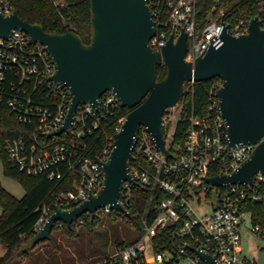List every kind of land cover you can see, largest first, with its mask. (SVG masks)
Segmentation results:
<instances>
[{"label": "built area", "instance_id": "2783aa9c", "mask_svg": "<svg viewBox=\"0 0 264 264\" xmlns=\"http://www.w3.org/2000/svg\"><path fill=\"white\" fill-rule=\"evenodd\" d=\"M221 1H214L207 24L199 29L198 0H148L157 28L150 46L162 53L173 31L177 39L185 29L188 36L186 60L195 62L211 47L223 45L225 24L229 25L232 36L248 34L252 19L227 21L219 8ZM0 9L4 15L16 10L13 0H0ZM257 17L264 29V5ZM55 72L46 47L32 44L24 31L14 30L8 38L0 36V120L7 108L24 127L21 136L5 141V161L27 176H44L58 185L68 183L71 188L57 195L55 208L71 210L104 186L101 162L109 159L114 138L95 158L88 156L85 140L120 104L115 94L107 91L99 99L100 110L93 104L79 105L70 130L49 136L64 126L72 102L70 88L52 79ZM222 85L221 79L213 84L208 97L209 112L205 116L193 114L188 118L184 144L170 148L166 141L171 157L157 147L145 127L140 128L133 150L134 160L130 162L133 181L124 182L120 202L127 209L134 189H150L151 199L158 198L153 206L147 207L146 212L152 217L143 219L137 241L118 246L100 260L82 264H207L196 249L216 256L220 264H256L244 254L243 237L249 233L264 241V227L252 222V214L244 205L248 201L264 205V174H256L252 184L219 187L206 181L207 177L231 175L256 148L252 144L230 147L217 97ZM181 107L183 109V104ZM124 120L119 122L116 133ZM5 161L0 156V164L5 166ZM54 211L48 205L42 207L35 227L37 233ZM114 211L107 206L98 209L94 216L86 215L101 220ZM116 212L117 219L125 216ZM139 216L137 212L135 217ZM247 217L250 227L246 226ZM85 219L82 216L74 223L83 225Z\"/></svg>", "mask_w": 264, "mask_h": 264}, {"label": "water", "instance_id": "95a60500", "mask_svg": "<svg viewBox=\"0 0 264 264\" xmlns=\"http://www.w3.org/2000/svg\"><path fill=\"white\" fill-rule=\"evenodd\" d=\"M90 5L89 44L74 32L51 34L41 24L22 19L18 10L4 15L0 9V36L8 38L12 31L22 30L32 44L45 46L56 68L52 79L67 85L72 93L64 126L49 136L70 130L79 105L93 104L100 110L99 99L107 91L115 94L121 107L131 109L114 136L109 159L101 162L103 188L71 210L56 207L43 228L23 245L22 252L49 240L58 222L71 229L75 220L87 213L94 216L107 206L129 216L120 201L124 182L133 181L130 162L137 134L145 127L157 147L172 156L166 148L164 115L180 102L186 83L221 79L217 97L230 147L256 145L251 157L234 173L207 177L206 181L219 187L252 184L256 174H264V29L258 17L252 19L249 33L239 37L232 36L225 24L223 45L211 47L189 62L185 29L177 39L173 31L162 53L150 46L157 28L148 0H90ZM159 65L166 68L162 80L157 78ZM195 251L207 264H220L216 256Z\"/></svg>", "mask_w": 264, "mask_h": 264}, {"label": "trees", "instance_id": "16d2710c", "mask_svg": "<svg viewBox=\"0 0 264 264\" xmlns=\"http://www.w3.org/2000/svg\"><path fill=\"white\" fill-rule=\"evenodd\" d=\"M214 1L198 0L199 29H203L207 24ZM13 4L22 19L31 24H41L48 33L65 34L71 31L79 35L85 44H89L91 41L90 0H13ZM263 5L264 0H222L219 8L225 13L227 21H238L242 18L253 19L259 16ZM165 76L166 68L159 65L157 68L158 80H162ZM219 81L220 79L216 78L206 82L185 84V94L180 100L183 104V118L176 127L174 144H184L186 132L189 128L188 118L191 115L202 117L209 112L208 97L213 84ZM130 111L131 109L126 107H117L112 115L107 116L102 121L101 127L92 136L86 138L89 157L95 158L106 145L113 143L116 134L115 129ZM23 131L24 127L5 108L0 120V156L4 161L5 141L8 138L21 136ZM4 169L6 176L18 180L26 190L25 196L22 199H17L0 183V209L2 210L0 214V244L6 249V253L0 257V264H17L21 258L31 254V252H22V247L37 234L35 227L40 220L42 207L48 205L53 211L56 206L57 195L68 191L71 186L68 183L58 185L44 176H27L9 167L6 161ZM157 200V197L151 199L150 189H134L127 205L129 216H123L127 218V224L141 234L143 219L152 217V215L147 214V207L153 206ZM244 209L252 214L254 224L264 227V205L248 201L245 203ZM137 212L140 216L136 218L135 214ZM110 216H113V214ZM99 221L92 217H86L83 226H88L92 231L99 224ZM81 226L74 223L72 228L69 229L64 223L58 222L51 233V238L40 243V245L45 246L51 254H57L60 252L61 247L54 232L62 228V231L68 236L79 237L78 230ZM108 255L105 252L89 258L82 256L80 260L97 261ZM53 260L55 263L56 259Z\"/></svg>", "mask_w": 264, "mask_h": 264}, {"label": "rangeland", "instance_id": "374dc122", "mask_svg": "<svg viewBox=\"0 0 264 264\" xmlns=\"http://www.w3.org/2000/svg\"><path fill=\"white\" fill-rule=\"evenodd\" d=\"M182 103L175 108L167 110L166 141L168 147L174 146V133L178 123L183 118ZM4 165L0 164V183L17 199L25 196L26 190L18 180L5 175ZM116 211L113 216L106 215L91 231L88 226H81L78 230L79 237H70L62 228L54 232L60 245V252L51 254L43 245H37L31 254L21 258L17 264H82L90 259L80 260L82 256L89 258L107 252L112 253L120 244H131L140 238V232L127 224L126 217L116 219ZM86 218L87 215L85 214ZM246 226H251L247 217ZM244 250L248 258L256 264H264V241L254 238L249 233L244 234ZM5 247L0 244V257L4 255ZM56 259L55 263L54 260ZM53 260V261H52ZM52 261V262H51Z\"/></svg>", "mask_w": 264, "mask_h": 264}, {"label": "crops", "instance_id": "0c3cea01", "mask_svg": "<svg viewBox=\"0 0 264 264\" xmlns=\"http://www.w3.org/2000/svg\"><path fill=\"white\" fill-rule=\"evenodd\" d=\"M243 248H244V245H243ZM6 253V249H5V252H4V254ZM244 254H245V250H244ZM246 255V254H245Z\"/></svg>", "mask_w": 264, "mask_h": 264}]
</instances>
